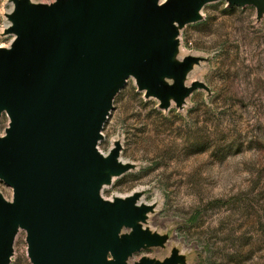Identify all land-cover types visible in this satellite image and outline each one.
Wrapping results in <instances>:
<instances>
[{"label":"water","instance_id":"95a60500","mask_svg":"<svg viewBox=\"0 0 264 264\" xmlns=\"http://www.w3.org/2000/svg\"><path fill=\"white\" fill-rule=\"evenodd\" d=\"M217 0H9L14 35L0 46V264H10L20 230L31 264H131L143 248L163 247L167 235L145 226L154 203L141 192L106 199L102 188L134 168L119 160L115 141L98 148L113 100L128 78L159 108H181L195 88L187 75L202 58H177L179 34ZM228 7L264 0H225ZM184 264L172 249L162 260Z\"/></svg>","mask_w":264,"mask_h":264},{"label":"rangeland","instance_id":"374dc122","mask_svg":"<svg viewBox=\"0 0 264 264\" xmlns=\"http://www.w3.org/2000/svg\"><path fill=\"white\" fill-rule=\"evenodd\" d=\"M11 8L0 0V46L14 37L5 33ZM201 12L181 28L177 58H202L185 83L207 89L165 110L128 78L101 130L100 151L118 141L120 160L134 165L102 196L141 192L142 203L155 204L145 226L167 235L163 247L135 252L131 264L142 256L162 260L174 248L184 264H264V16L257 20L253 5L228 7L225 0ZM8 121L3 113L0 135ZM0 190L11 197L2 182ZM10 264H31L24 230Z\"/></svg>","mask_w":264,"mask_h":264},{"label":"bare ground","instance_id":"6f19581e","mask_svg":"<svg viewBox=\"0 0 264 264\" xmlns=\"http://www.w3.org/2000/svg\"><path fill=\"white\" fill-rule=\"evenodd\" d=\"M131 78H132V77H131ZM105 155H106V154H105ZM119 160H120V155H119ZM120 161H121V160H120ZM121 162H122V161H121ZM122 163H124V162H122ZM113 178H115V177H112V179H113ZM135 192H138V191L130 192V193L126 194V195H123V197H124V196H128V195H131V194H133V193H135ZM140 203H142L141 200H138V204H140Z\"/></svg>","mask_w":264,"mask_h":264}]
</instances>
